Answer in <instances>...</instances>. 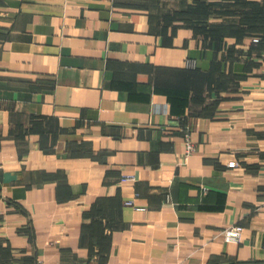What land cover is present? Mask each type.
I'll return each instance as SVG.
<instances>
[{"label":"crops","instance_id":"obj_1","mask_svg":"<svg viewBox=\"0 0 264 264\" xmlns=\"http://www.w3.org/2000/svg\"><path fill=\"white\" fill-rule=\"evenodd\" d=\"M244 262H264V0H0V264Z\"/></svg>","mask_w":264,"mask_h":264},{"label":"built area","instance_id":"obj_2","mask_svg":"<svg viewBox=\"0 0 264 264\" xmlns=\"http://www.w3.org/2000/svg\"><path fill=\"white\" fill-rule=\"evenodd\" d=\"M184 138H185L184 155L187 156L193 152L194 146L189 141L187 133H185ZM227 166L229 168H233L236 166V163L234 161H231L227 164ZM121 180H123V181H134L135 178L133 175H121ZM137 196H138V194L134 193V196L132 197V199H128V200L124 201V205L132 207L135 210H141L142 209L141 207H135L133 204V199ZM242 233H243V227L241 225H233V226L226 228L223 231L222 235H223V239L226 243L238 244L241 240ZM235 264H264V262H258V263L244 262V263H235Z\"/></svg>","mask_w":264,"mask_h":264},{"label":"rangeland","instance_id":"obj_3","mask_svg":"<svg viewBox=\"0 0 264 264\" xmlns=\"http://www.w3.org/2000/svg\"><path fill=\"white\" fill-rule=\"evenodd\" d=\"M200 7V3H198L197 8Z\"/></svg>","mask_w":264,"mask_h":264}]
</instances>
